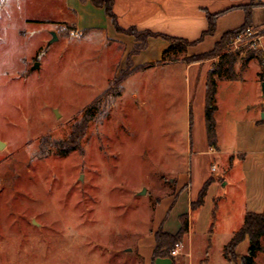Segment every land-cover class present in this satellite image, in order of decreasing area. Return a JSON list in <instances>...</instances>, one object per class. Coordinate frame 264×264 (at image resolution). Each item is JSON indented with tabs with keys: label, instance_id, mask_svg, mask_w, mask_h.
Wrapping results in <instances>:
<instances>
[{
	"label": "rangeland",
	"instance_id": "1",
	"mask_svg": "<svg viewBox=\"0 0 264 264\" xmlns=\"http://www.w3.org/2000/svg\"><path fill=\"white\" fill-rule=\"evenodd\" d=\"M15 3L0 21V264H153L151 243L169 217L170 195L189 182L194 198L209 171L228 185L199 213L204 233L189 239L192 263L241 264L249 238L235 256L228 245L247 211H264V165L228 152L245 147L247 136L261 138L245 122L264 116L263 66L249 60L264 57V29H253L256 43L239 35L219 57L198 63L222 65L216 76L224 79L235 59L234 79L219 80L223 153L213 160L200 103L191 106L176 67L133 72L119 84L114 80L127 68L122 47L71 27H60L49 44L54 31L21 22ZM193 56L179 61L189 64ZM35 63L40 68L32 71ZM121 88L118 98L105 94ZM84 123L79 148L63 155L56 142L68 141ZM185 258L155 264H189ZM256 263L264 264V251Z\"/></svg>",
	"mask_w": 264,
	"mask_h": 264
},
{
	"label": "crops",
	"instance_id": "2",
	"mask_svg": "<svg viewBox=\"0 0 264 264\" xmlns=\"http://www.w3.org/2000/svg\"><path fill=\"white\" fill-rule=\"evenodd\" d=\"M0 21L9 16V2L15 1V12L25 24L48 25L51 30L57 32L60 27H71L78 33H85L87 37L92 34L105 35L107 40L114 42L123 48L122 62H126L129 54L137 45L135 37L119 31L114 20L107 14L104 6H98L92 0H1ZM254 4L252 10L253 29H264V0H113V12L117 25L128 30L135 28L139 32L149 31L155 34L181 38L189 42H196L201 39L204 32L209 29L208 14H220L216 21V31L214 35L206 36L201 42L189 46L186 54L188 56L201 55L214 49L215 45L222 39L226 32L236 30L244 25L246 19L245 9ZM169 48V43L162 37L148 39V47L139 54L132 56L134 74L154 70L169 71L176 67L184 76L187 84L191 106L195 100L200 103V115L206 130L205 108L207 79L209 72L213 68L207 64L198 63L185 64L182 61L162 62L164 52ZM122 64V63H121ZM120 64V65H121ZM208 66V67H207ZM124 69V68H122ZM132 75V76H133ZM217 79L216 93V129L218 137V150L209 147L206 132L207 149L211 152L213 160L215 155L223 153L221 141V122L218 118L220 113L218 89L219 80L227 82L230 79ZM198 103V104H199ZM247 130L256 131L261 134V138L256 140L250 136L245 139V147L234 153L228 152L230 158L241 157L243 162L251 161L264 165V117L262 119L253 115L248 122H245ZM192 139V137H191ZM194 140H191V144ZM228 158V160L230 159ZM228 161L227 159H225ZM248 163V162H247ZM213 177L211 171L203 178L198 195L194 198L189 196V182L177 187L169 197L168 205L169 217L164 222L158 224V229L162 228L170 234H177L181 227V217H188V230L183 238L181 256H185L187 263L193 264V246L190 237L204 233L202 224L199 223V213L212 200H216L217 191L228 183H220L213 180L209 186L205 203L200 208L193 210L191 204L196 202L204 184ZM179 192V193H178ZM215 192V193H214ZM182 194V195H181ZM180 197V199H176ZM182 198V199H181ZM183 199L185 202H182ZM210 201V202H209ZM253 212V211H247ZM257 213V212H255ZM167 214V215H168ZM196 215V216H195ZM208 225V224H207ZM207 228V227H206ZM156 247L155 238L151 243V256L153 264V253ZM203 261H201L202 263ZM200 263V264H201Z\"/></svg>",
	"mask_w": 264,
	"mask_h": 264
},
{
	"label": "trees",
	"instance_id": "3",
	"mask_svg": "<svg viewBox=\"0 0 264 264\" xmlns=\"http://www.w3.org/2000/svg\"><path fill=\"white\" fill-rule=\"evenodd\" d=\"M92 2L98 6H104L106 8L107 14L109 17H111L117 29L127 35H131L135 37L137 41V45L135 46L134 50L129 54V56L126 59V70L121 71L118 78H116L114 81L122 84L127 80L135 71L133 69L132 64V56L139 54L142 50L147 49L148 47V39L150 37L158 38L162 37L169 43V48L164 52L163 55V61L162 62H174L180 59L181 55L186 54L187 49L189 46H193L199 42H201L206 36L208 35H214L216 31V21L220 14L213 15L208 14V21H209V29L203 33L200 40L196 42H189L187 40L181 39V38H175L171 36H165L160 34H155L149 31L145 32H139L135 28H130L128 30L121 29L116 22V17L113 12V0H92ZM254 4L249 5L245 9L246 13V19L243 26L236 30H232L229 32H226L221 41L218 42L214 49L210 52L193 56V57H187L185 60L187 63H200L208 59L219 57L222 53L223 48L227 46V44L232 41L237 36L243 34L248 28H252V10L254 8ZM252 59H258L260 63L263 66V72L261 74L262 80H264V57L262 56H250L249 60ZM230 63V67L228 68L227 73L229 76H223L226 79H234L233 76V66L235 63V59ZM222 68V65L220 66L219 70H212L209 72L208 79H207V91H206V108H205V121H206V132H207V140L209 147L215 151L218 150V137H217V129H216V111H217V105H216V93H217V79L221 78L222 76H216L220 75V70ZM111 89L107 90L105 94L111 95L114 98H118L123 94V89H119L117 92L111 93ZM95 105V104H93ZM96 106H91L89 109H87V114L92 118L93 114H90L92 110H94ZM190 120L192 125L193 120V112L192 107L190 109ZM85 130V123L79 125L71 138L68 141H58L56 142L55 146L59 149V151L63 155H67L71 153L72 151H75L79 148V141L84 134ZM212 179H209L203 186L202 190L199 193L198 199L196 202H193L191 204V207L193 210H196L204 205L205 198L207 196V192L209 189L210 184L212 183ZM181 224L182 227L180 231L177 234H170L165 232L162 228H160L155 233V241H156V247L153 253V259L162 258V257H173L171 254V251L175 248V245L179 242H181L184 238L185 233L188 230V217L182 216L181 217ZM246 237L250 240V247L248 250V253L240 258L241 264H257L256 263V256L258 253L264 251V247L262 244V239L264 237V211L262 213H255V212H247L245 215V220L242 229L236 234L235 238L232 240V242L228 245L232 247L234 256L236 247L240 242H242ZM226 246V249L228 248ZM225 249V257L227 258V253ZM175 264V262H174Z\"/></svg>",
	"mask_w": 264,
	"mask_h": 264
},
{
	"label": "built area",
	"instance_id": "4",
	"mask_svg": "<svg viewBox=\"0 0 264 264\" xmlns=\"http://www.w3.org/2000/svg\"><path fill=\"white\" fill-rule=\"evenodd\" d=\"M256 31L253 30V28H248L243 34L240 35V37H246L251 40V42L254 44L258 41V38H255ZM183 245L182 243H177L175 245V248L171 251L172 256H178L180 254V251L182 249Z\"/></svg>",
	"mask_w": 264,
	"mask_h": 264
},
{
	"label": "water",
	"instance_id": "5",
	"mask_svg": "<svg viewBox=\"0 0 264 264\" xmlns=\"http://www.w3.org/2000/svg\"><path fill=\"white\" fill-rule=\"evenodd\" d=\"M52 36H53V38H52V40L50 41V43L49 44H52V43H54L55 41H57L59 38H58V35L55 33V32H52ZM40 68V64L39 63H35V65L32 67V71H35V70H37V69H39ZM263 92H264V83H263ZM56 115L58 116L59 115V113L56 111ZM264 117V116H263ZM4 146V143H2L1 141H0V149L2 148ZM144 194H146V189H144L142 192H140V195H144Z\"/></svg>",
	"mask_w": 264,
	"mask_h": 264
}]
</instances>
